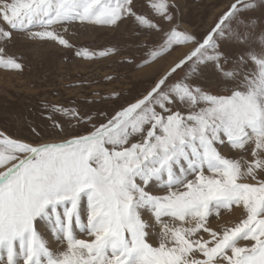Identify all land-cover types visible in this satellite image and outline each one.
Instances as JSON below:
<instances>
[{
    "label": "snow or ice",
    "instance_id": "obj_1",
    "mask_svg": "<svg viewBox=\"0 0 264 264\" xmlns=\"http://www.w3.org/2000/svg\"><path fill=\"white\" fill-rule=\"evenodd\" d=\"M174 7L0 0L9 70L23 68L7 52L16 35L82 60L117 52L77 48L63 34L75 25L132 21L146 40L139 68L192 45L143 91L114 94L96 119L52 106L82 131L66 135L50 116L43 143L0 133V264H264V0H234L200 39L180 30ZM225 147L250 159H230ZM234 209L238 222L211 226Z\"/></svg>",
    "mask_w": 264,
    "mask_h": 264
},
{
    "label": "rangeland",
    "instance_id": "obj_2",
    "mask_svg": "<svg viewBox=\"0 0 264 264\" xmlns=\"http://www.w3.org/2000/svg\"><path fill=\"white\" fill-rule=\"evenodd\" d=\"M233 2L168 0L170 5H175L173 13L180 30L197 39L211 29ZM134 4L137 12L148 13V0H134ZM133 29V22L126 21L118 27L75 25L68 33H63L77 48L87 47L97 52L106 48L117 50L111 56L95 60L76 57L75 49L32 42L23 35L14 36L7 46V52L16 57L23 68L16 71L0 67V133L25 142L43 143L45 140L40 137L47 139L53 131L50 116L64 123L66 135L70 136L74 130L82 131L81 124L74 119L68 123L70 117L53 113L52 106L75 109L82 115L88 113L96 119L98 114L110 112L115 107L112 99L114 94H118L116 98L121 99L143 91L147 81L163 75L179 59L177 56L181 58L192 47L179 46L170 55L166 54L157 62L139 68L138 65L143 64L145 49L142 45L146 40ZM129 60L132 63H128ZM219 90L223 92L224 88ZM99 118L104 117L100 115ZM223 154L230 159L241 160L242 156L250 159L245 153L227 147ZM239 218L238 210H223L219 219L213 215L210 221L214 229L221 230L238 222ZM153 242H156L155 234Z\"/></svg>",
    "mask_w": 264,
    "mask_h": 264
},
{
    "label": "bare ground",
    "instance_id": "obj_3",
    "mask_svg": "<svg viewBox=\"0 0 264 264\" xmlns=\"http://www.w3.org/2000/svg\"><path fill=\"white\" fill-rule=\"evenodd\" d=\"M177 58H180V55L179 56H177ZM0 76H2V74L0 73ZM236 213V212H235ZM225 219V218H224ZM216 223V222H215Z\"/></svg>",
    "mask_w": 264,
    "mask_h": 264
}]
</instances>
